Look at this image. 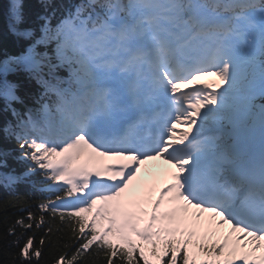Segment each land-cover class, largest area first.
<instances>
[{"label": "snow or ice", "instance_id": "obj_1", "mask_svg": "<svg viewBox=\"0 0 264 264\" xmlns=\"http://www.w3.org/2000/svg\"><path fill=\"white\" fill-rule=\"evenodd\" d=\"M40 6L0 34V186L48 193L11 264H264V0Z\"/></svg>", "mask_w": 264, "mask_h": 264}, {"label": "trees", "instance_id": "obj_2", "mask_svg": "<svg viewBox=\"0 0 264 264\" xmlns=\"http://www.w3.org/2000/svg\"><path fill=\"white\" fill-rule=\"evenodd\" d=\"M7 5L8 0H0V34L6 33L7 22L4 11ZM25 10L34 18L36 14L42 11L40 0H25ZM3 44L4 46H7L10 51H15L13 38L11 36H5ZM4 146L13 149L16 148L14 142ZM21 168V163L10 158L8 160V167L0 169V172L15 169L16 173H18ZM41 200L39 194L35 192L33 188L26 186L24 183L17 185L14 189L0 186V264H11L13 258L12 254L18 251V248L7 249L5 247V234L7 228L18 218L24 217L26 220L27 212L20 211V208L24 205H27L34 215H39L38 204ZM45 219L50 221L53 226H55L56 223H59L58 218L56 221H51L50 216H46ZM17 231H20V229L17 228ZM27 234L32 233L29 232ZM42 234V232L35 233L37 246H39V238ZM45 239L47 241V237H45ZM43 251L44 255L40 259L39 264H54L55 250H50L46 247ZM99 264H102V262H99Z\"/></svg>", "mask_w": 264, "mask_h": 264}]
</instances>
